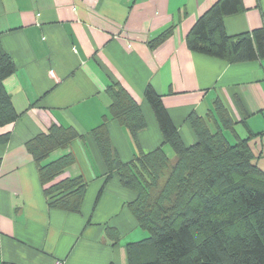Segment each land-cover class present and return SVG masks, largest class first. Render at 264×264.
I'll return each instance as SVG.
<instances>
[{"label":"crops","instance_id":"crops-1","mask_svg":"<svg viewBox=\"0 0 264 264\" xmlns=\"http://www.w3.org/2000/svg\"><path fill=\"white\" fill-rule=\"evenodd\" d=\"M217 0H0V45L15 71L3 81L17 120L0 128V264H128L126 244L138 237L127 209L135 194L106 168L91 137L105 120L118 158L162 145L147 86L161 96L185 146L196 141L190 114L216 130L214 103L234 123L233 141L251 136L257 163L264 160V60L230 64L189 51L185 37ZM242 10L224 18L228 35L264 29V0H241ZM170 36L152 48L166 29ZM119 84L137 101L146 122L136 135L108 115L107 89ZM52 124L83 137L65 151L75 162L61 178L86 184L77 214L50 208L25 144ZM170 161L171 153L163 147ZM171 150V149H170ZM174 158L172 159V162ZM111 229V231H108ZM108 232H117L114 242Z\"/></svg>","mask_w":264,"mask_h":264},{"label":"trees","instance_id":"trees-1","mask_svg":"<svg viewBox=\"0 0 264 264\" xmlns=\"http://www.w3.org/2000/svg\"><path fill=\"white\" fill-rule=\"evenodd\" d=\"M242 10L241 0H217L201 15L185 37L194 53L230 64L264 60V29L230 36L224 18ZM172 29L149 42L163 43ZM11 57L0 45V128L15 122L18 114L3 81L13 74ZM108 115L136 143L146 122L137 101L119 84L107 89ZM143 97L149 104L162 136V145L139 151L122 162L103 124L91 137L106 168L105 181L117 177L120 185L135 194L127 209L137 224L140 237L126 244L128 264H264V168L251 150V136L233 141L224 131L234 123L219 99L214 103L216 130L207 120L190 114L188 121L196 141L185 146L163 106L161 96L147 86ZM9 133L0 135V144ZM83 137L71 127L52 124L25 144L31 155L47 204L68 213L80 212L87 184L81 177L61 178L75 162L65 151ZM164 146L171 149V163ZM108 231H111L109 229ZM114 242L117 232H108Z\"/></svg>","mask_w":264,"mask_h":264},{"label":"rangeland","instance_id":"rangeland-1","mask_svg":"<svg viewBox=\"0 0 264 264\" xmlns=\"http://www.w3.org/2000/svg\"><path fill=\"white\" fill-rule=\"evenodd\" d=\"M167 149L169 150V153H171V156H170V158H172V159H173V158H174V154H173V152L170 150V148H169V147H167ZM172 159H171V161H170L171 163H172ZM260 162H261V163H260V165H259V166H260L261 168H264V160H261Z\"/></svg>","mask_w":264,"mask_h":264}]
</instances>
